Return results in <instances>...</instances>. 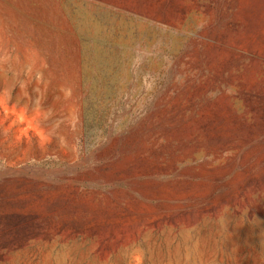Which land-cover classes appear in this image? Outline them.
I'll list each match as a JSON object with an SVG mask.
<instances>
[{
  "label": "rangeland",
  "instance_id": "374dc122",
  "mask_svg": "<svg viewBox=\"0 0 264 264\" xmlns=\"http://www.w3.org/2000/svg\"><path fill=\"white\" fill-rule=\"evenodd\" d=\"M0 264H264V0H0Z\"/></svg>",
  "mask_w": 264,
  "mask_h": 264
}]
</instances>
